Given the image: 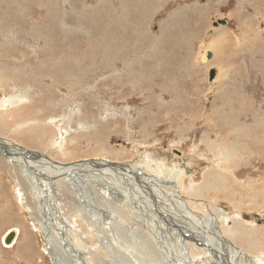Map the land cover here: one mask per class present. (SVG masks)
I'll return each instance as SVG.
<instances>
[{
	"label": "rangeland",
	"instance_id": "1",
	"mask_svg": "<svg viewBox=\"0 0 264 264\" xmlns=\"http://www.w3.org/2000/svg\"><path fill=\"white\" fill-rule=\"evenodd\" d=\"M0 138L59 163L176 175L182 202L220 210L223 240L264 264V0H0ZM17 160L0 154V264H55ZM46 173L85 264H207L130 214L102 170L77 171L73 188ZM114 205L126 225L103 229ZM154 246L179 253L158 260Z\"/></svg>",
	"mask_w": 264,
	"mask_h": 264
},
{
	"label": "bare ground",
	"instance_id": "2",
	"mask_svg": "<svg viewBox=\"0 0 264 264\" xmlns=\"http://www.w3.org/2000/svg\"><path fill=\"white\" fill-rule=\"evenodd\" d=\"M0 143L6 148L4 150L0 149V154L6 157L11 156L21 159L17 160L16 163L20 166L21 173L29 180L30 194L37 203L36 212L39 214L38 220L41 231L45 237L46 248L55 264L57 263V257L60 258L59 264H66L67 262H71V264L85 263L83 257L80 256L79 251L74 247L72 240L68 236L69 234L66 231L63 220L58 216V209L54 202L55 199H53L51 195V193H53L52 182H54V180L51 181L47 177L50 173L46 172H51L55 178L62 177L63 182L73 188V176L80 170L88 172L87 177L90 178H93V175L89 174L91 171L101 173L102 170L103 176L99 175L100 178L97 179V182H104V184L111 187V189L122 190L124 195L122 200L128 203L123 204L127 207L126 209L130 214H133L134 217L142 216V212H139L137 209L146 211V213L151 215L152 230L158 232L164 231L166 233L171 232L177 238L188 240L191 248L195 245L199 246L203 251L202 259L206 261L207 264H254L246 258L243 250L227 244L225 238L228 236V231L222 232L218 224L221 217L220 210H210L208 215L205 216L191 210L182 202V195L179 193L174 180L176 175L172 176L170 173L156 171L158 175L157 178H154L155 181H153L151 180L152 175L149 173L150 176L147 171L143 169H137L134 165L129 163L118 166L104 159H99L95 163L93 160H90L92 161L91 163L82 161L76 165L59 163L57 161H54L57 162V164H54L51 162L53 160L49 158L50 161L44 154H24L26 149L13 142L5 141L3 138L0 140ZM138 163L139 162H137V164ZM160 164L162 163H159L161 167ZM150 183H159L163 186L164 191L158 190L155 186H151ZM135 188H140L139 192L141 193V197H143L142 199L129 196V192H132ZM120 210L118 206L115 207L114 205L110 208L108 214L106 212V214H102L104 213L102 211L98 216L101 219L100 226H102L103 229H112L115 227L120 229V227H124L126 223ZM106 217L108 220L105 219ZM241 227L242 226L237 223L233 226V229L238 231ZM244 229L245 228L242 229L243 232ZM144 234L149 241L154 242L151 232H144ZM222 235L225 237L224 240ZM172 237V234L161 236V238L165 239V242L167 240L170 241ZM3 243L8 245L5 242ZM22 245L27 246L23 247L21 250L28 251L29 244L25 242ZM153 248L156 250V255L150 252L147 253H150L152 256H157L158 260H160L159 257H162L161 255L164 257V254H167L170 261L176 253H179V251H174L169 247H166L164 252L158 250L156 246ZM71 251H73L74 254H72ZM184 264L189 263L184 261ZM190 264H193V262L190 261Z\"/></svg>",
	"mask_w": 264,
	"mask_h": 264
},
{
	"label": "water",
	"instance_id": "3",
	"mask_svg": "<svg viewBox=\"0 0 264 264\" xmlns=\"http://www.w3.org/2000/svg\"><path fill=\"white\" fill-rule=\"evenodd\" d=\"M218 23H219V24H224V23H225V20H219ZM216 24H217V23H216ZM216 24H215V25H216ZM215 25H214V26H215ZM207 56L210 57V54L207 53ZM0 140H1V139H0ZM0 149H1V150H4V149H6V148H5L4 145H2V144L0 143ZM25 153H28L29 155L37 154V152H33V151H29V150H25V151H24V154H25ZM177 153L179 154L178 151H177ZM48 159H49V158H48ZM49 160H50V159H49ZM50 161H51V160H50ZM51 162H53L54 164H57V162H54V161H51ZM182 166H183V165H182ZM185 172H186V173L190 172V171H189V168H186V169H185ZM13 235H14V233L7 232V234L5 235L4 242H5L6 244L9 243V242L11 241V239L13 238Z\"/></svg>",
	"mask_w": 264,
	"mask_h": 264
}]
</instances>
